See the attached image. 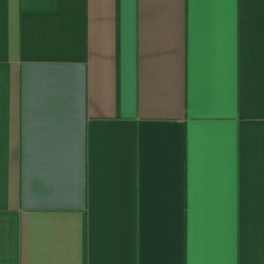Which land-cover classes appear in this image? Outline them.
Masks as SVG:
<instances>
[{"label": "crops", "instance_id": "0c3cea01", "mask_svg": "<svg viewBox=\"0 0 264 264\" xmlns=\"http://www.w3.org/2000/svg\"><path fill=\"white\" fill-rule=\"evenodd\" d=\"M0 264H264V0H0Z\"/></svg>", "mask_w": 264, "mask_h": 264}]
</instances>
